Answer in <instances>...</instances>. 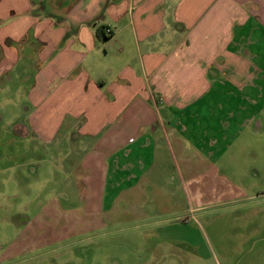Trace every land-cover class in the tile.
<instances>
[{"label":"crops","instance_id":"0c3cea01","mask_svg":"<svg viewBox=\"0 0 264 264\" xmlns=\"http://www.w3.org/2000/svg\"><path fill=\"white\" fill-rule=\"evenodd\" d=\"M115 39L117 52L100 58L98 43ZM262 40L264 0H0V92L28 66L25 96L42 121L16 124L19 136L40 128L46 144L50 115L75 120L96 194L172 188V171L188 188L215 159L221 126L250 122L246 89L263 74L251 47Z\"/></svg>","mask_w":264,"mask_h":264},{"label":"rangeland","instance_id":"374dc122","mask_svg":"<svg viewBox=\"0 0 264 264\" xmlns=\"http://www.w3.org/2000/svg\"><path fill=\"white\" fill-rule=\"evenodd\" d=\"M117 39L98 43L100 58L117 52ZM251 50L263 74L246 89L250 122L221 126L215 159L188 188H177L183 182L172 171V188L129 192L87 187L81 161L90 142L75 120L50 115L46 144L34 135L40 128L19 136L16 124L42 118L25 96L32 71L16 65L0 92V264H264V40Z\"/></svg>","mask_w":264,"mask_h":264},{"label":"built area","instance_id":"2783aa9c","mask_svg":"<svg viewBox=\"0 0 264 264\" xmlns=\"http://www.w3.org/2000/svg\"><path fill=\"white\" fill-rule=\"evenodd\" d=\"M107 33H109V30H106Z\"/></svg>","mask_w":264,"mask_h":264}]
</instances>
